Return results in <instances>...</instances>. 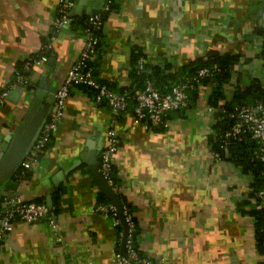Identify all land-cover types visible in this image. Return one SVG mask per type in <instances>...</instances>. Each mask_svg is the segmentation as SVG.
<instances>
[{"label":"crops","instance_id":"crops-1","mask_svg":"<svg viewBox=\"0 0 264 264\" xmlns=\"http://www.w3.org/2000/svg\"><path fill=\"white\" fill-rule=\"evenodd\" d=\"M95 1L78 5L85 12ZM56 5L0 0V90L50 39ZM71 22L49 40L50 54L31 62L26 82L8 89L0 104V138L14 131L37 94L45 96L44 79L57 88L62 83L84 42ZM256 26L264 28V0H114L99 38L96 75L116 89L128 86L133 46L141 48L149 71L165 63L170 70L185 66L215 49L238 56L224 84L230 98L237 82L264 79L256 54L261 36L250 34ZM209 85H199L193 107L170 113L166 129L132 125L130 110L113 123L121 134L113 168L118 196L136 223L137 249L162 264H264V232L257 244L248 212L255 202L252 175L230 159H216L208 143L217 120L206 103ZM110 124L107 105L94 102L86 89H71L51 143L29 176L0 185V196L56 201L57 228L44 218L17 221L0 240V264H116L121 236L112 218L95 209L104 194L87 162L91 153L99 162Z\"/></svg>","mask_w":264,"mask_h":264},{"label":"built area","instance_id":"built-area-1","mask_svg":"<svg viewBox=\"0 0 264 264\" xmlns=\"http://www.w3.org/2000/svg\"><path fill=\"white\" fill-rule=\"evenodd\" d=\"M109 1L104 0L102 7L94 12L87 14L85 27L82 28L83 46L77 58L68 68L62 83L54 93V101L47 114L45 121L32 143L30 150L21 161L20 165L30 167L37 157V151L44 145L45 141L55 130L58 121L62 117L66 100L70 95L71 89L79 84L91 86L95 92L91 99L94 102H106L111 114V124L107 129V143L101 150L98 164V171L106 179L112 190L116 193L117 186L111 178V167L114 164V155L121 139L120 132L114 127L113 123L117 120L115 117L124 111H128L131 99L132 125H142L144 128H152L155 126L168 127L169 120L166 114L172 110L184 107L188 103L187 90L191 87L193 81L211 73L209 67H200L196 73L180 79L173 84L168 91H161L154 85L153 81L146 79L140 89H136L130 94L127 91L119 92L111 88L108 84L99 81L92 72L88 62L93 59L96 52V46L99 41L97 31L103 22V13L109 9ZM77 0H57L55 14L52 20V26L49 38L59 30L60 27L71 21V11L76 6ZM80 15V14H79ZM49 39V40H50ZM43 47V46H42ZM50 47V41L44 45V48ZM40 55L34 59L38 62L45 58ZM143 58L138 61L141 67ZM31 62L26 60L22 70L15 71V78L0 90V104L3 102L10 86L26 82L28 70ZM209 109H212L208 105ZM234 117L233 123L224 131L222 138V146L227 144L228 136H236L242 131H248L252 138L258 142V149L254 154L263 162L261 170V186L256 194L264 201V97L257 100L253 104H242L238 106L232 113ZM216 159H220L219 154L213 151ZM0 209V240L8 234L17 221L33 222L41 218L46 219L50 226L55 230L57 228V220L51 213V206L44 201L25 200L15 193L5 194L2 198ZM95 209L113 220V225H121L118 216V210L111 201L98 202ZM123 215L128 224L126 238L124 241V252L120 249L115 252L116 264H162L163 259H155L149 255L142 254L134 245L136 231V223L133 220L129 208L123 206ZM122 226V225H121ZM122 237L123 228L119 230Z\"/></svg>","mask_w":264,"mask_h":264},{"label":"trees","instance_id":"trees-1","mask_svg":"<svg viewBox=\"0 0 264 264\" xmlns=\"http://www.w3.org/2000/svg\"><path fill=\"white\" fill-rule=\"evenodd\" d=\"M114 8V0L109 1V9L103 13V22L100 29L96 32L100 38L102 34V28L104 19L109 14V12ZM88 17L87 14H77L72 16L71 23H75V25L80 26L81 30L85 27V21ZM250 34H257L261 36V47L256 53L260 59L262 60V65L264 66V28L261 26H256L252 29ZM100 40V39H99ZM49 42V40L43 41V47H41L40 52L31 57H27L24 61L20 62L17 65V70H22L23 65L26 60L32 62L34 59L39 58V56L50 54V47L44 48V45ZM98 53H99V41L96 46L95 56L92 60L88 62V65L91 66L93 75L101 82H104L96 75V66L98 61ZM144 53L141 48L138 46H133L130 54V64L131 68L129 70V78L130 84L124 88L116 89L113 83H108L111 88L123 92L127 91L130 94L133 93L136 89H140L146 79H150L153 81L154 85L157 86L161 91H168L173 84L178 82L180 79L187 77L189 75H193L196 73V70L200 67H209L211 73L206 76L199 78L197 81H193L190 88L187 90L188 94V103L186 106L178 108L176 110H172L166 114V117L170 116V113L179 110H185L193 107L196 103V98L199 94V85H209L208 93L206 95V103L212 107L214 114H216V122L212 124L214 132H210L207 136L208 143L212 148V151H215L219 154L220 158H227L234 161L236 164H240L242 170L245 172H250L252 175V187L253 190L250 192V195L255 196V202L253 206L249 209V213L254 217L255 221V235H256V243L258 244L263 237V222H264V201H262L258 195L256 194L257 190L261 186V170L263 169V162L257 158L254 154V151L258 149V142L256 139L252 138L248 131H242L236 136H228L227 144L222 146V138L224 136V131L227 129L234 121V117L232 113L235 109L242 104H253L257 100L262 99L264 97V79L262 80L259 77H252L250 81L245 85H240L237 82L236 88L232 93V96L227 98L224 90V84L231 77L232 67L237 62L238 56L236 54L231 53H220L215 49H211L207 51L204 55L196 57L192 59V61L188 65H182L170 70L169 64L165 63L162 66H153L149 71V67L146 66L147 63L143 62L142 66H138V61L142 58ZM27 75V73H26ZM81 87L83 90H87V93L90 96H93L95 90L86 84L77 85ZM130 106L129 110L131 111L133 101L129 99ZM98 103H103L106 105V102L100 101ZM125 112V111H124ZM119 113L115 119L120 118V116L124 113ZM165 126H155L152 129H166ZM52 134L45 141L44 145L37 151V157L41 155L50 145ZM115 165L113 164L111 167V178L113 182L117 186L116 194H118V182L117 177L114 173ZM30 174V168L24 167L20 165L15 172L10 176L16 179L27 178ZM9 177V178H10ZM3 195L0 196V206L2 202ZM110 200L101 195L98 202H109ZM97 202V203H98ZM126 208V204L123 203ZM130 210V208H129ZM56 211H57V202L53 201L51 204V213L54 215L56 219ZM131 212V211H130ZM134 220V218H133ZM117 230L121 229V225H117ZM137 231V228H136ZM136 231L134 236L136 237ZM135 243V240H134ZM135 245V244H134ZM136 247V245H135ZM137 248V247H136ZM120 247L117 248L118 251ZM139 251V250H138ZM140 252V251H139ZM141 253V252H140Z\"/></svg>","mask_w":264,"mask_h":264},{"label":"water","instance_id":"water-1","mask_svg":"<svg viewBox=\"0 0 264 264\" xmlns=\"http://www.w3.org/2000/svg\"><path fill=\"white\" fill-rule=\"evenodd\" d=\"M103 2L104 0H97L93 3V7H86L85 12H83L81 7L78 5L77 0V4L72 9L71 14L77 15L94 13L102 7ZM44 81L45 85H40H42L41 87L46 90L45 96L42 97L43 94H37L14 131L12 133H7L5 136L0 138V185L20 166L21 161L30 150L33 141L37 137L45 121V118L50 111L54 101V93L56 92L57 87L50 85L48 82H46V79H44ZM41 102H44V104L40 105ZM89 156L90 157L87 160L88 168L90 169L93 179L96 181L103 194L113 204H115L118 210V216L123 228V235L120 240V250L124 252L123 245L126 238L128 224L123 215V202L121 201L120 197L112 190L111 186L102 176V174L98 171L99 162L97 160L96 153H91ZM46 203L51 205L49 199H47Z\"/></svg>","mask_w":264,"mask_h":264}]
</instances>
